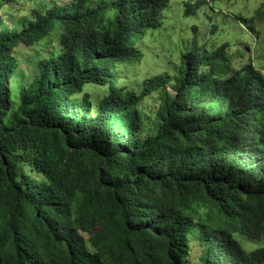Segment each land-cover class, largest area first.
Instances as JSON below:
<instances>
[{
	"label": "trees",
	"instance_id": "trees-1",
	"mask_svg": "<svg viewBox=\"0 0 264 264\" xmlns=\"http://www.w3.org/2000/svg\"><path fill=\"white\" fill-rule=\"evenodd\" d=\"M11 2L0 0V264H188L196 225L206 264H264V247L246 252L233 236L264 239V74L254 59L237 68L229 43L196 44L178 77L129 89L117 65L143 58L138 43L170 0L54 3L20 31L4 27ZM237 18L254 30L264 8ZM54 30L58 52L13 108L16 48ZM86 83L109 87L95 113L89 94L75 98ZM157 91L156 129L144 135L141 101Z\"/></svg>",
	"mask_w": 264,
	"mask_h": 264
},
{
	"label": "rangeland",
	"instance_id": "rangeland-1",
	"mask_svg": "<svg viewBox=\"0 0 264 264\" xmlns=\"http://www.w3.org/2000/svg\"><path fill=\"white\" fill-rule=\"evenodd\" d=\"M69 1L71 0H12L2 10L4 27L20 31L32 20L35 10L42 11L54 3L65 4ZM197 1L201 0H170L168 8L161 15L159 27L149 29L138 43L143 58L127 66L117 65L120 85L136 89L141 88L144 81L165 72L171 75L175 73L177 76L182 66V55L195 50L196 44H207L210 50H214L223 43H229L230 52L235 55V67L240 68L254 59L256 66L264 74V21L255 19L252 30L243 19L237 18L239 15L251 18L257 8H264V0H206L207 4L201 5L195 15H188L189 4ZM60 34V30H54L45 41L37 45H19L16 48L15 55L19 65L11 78L13 108L16 109L19 105L21 88L35 77L40 60L48 59L58 52ZM239 54L244 57L240 58ZM168 91L173 94L170 86ZM108 93V86L86 83L75 98L82 102L84 95L89 94L95 113ZM159 94L160 91H157L141 101L144 135L153 133L156 129ZM24 171L30 176L36 175L30 164H24ZM197 221L200 222V218ZM209 222L215 227H221L223 231L229 227L225 219L219 224L215 219ZM233 236L246 252L264 247V239L252 240L240 233ZM188 237L189 256L186 261L188 264H206L209 242L200 226H194Z\"/></svg>",
	"mask_w": 264,
	"mask_h": 264
},
{
	"label": "bare ground",
	"instance_id": "bare-ground-1",
	"mask_svg": "<svg viewBox=\"0 0 264 264\" xmlns=\"http://www.w3.org/2000/svg\"><path fill=\"white\" fill-rule=\"evenodd\" d=\"M17 76H18V74H17ZM18 86V85H17Z\"/></svg>",
	"mask_w": 264,
	"mask_h": 264
}]
</instances>
